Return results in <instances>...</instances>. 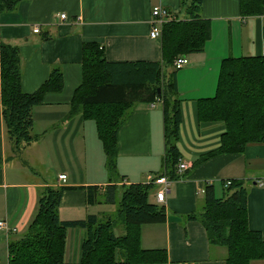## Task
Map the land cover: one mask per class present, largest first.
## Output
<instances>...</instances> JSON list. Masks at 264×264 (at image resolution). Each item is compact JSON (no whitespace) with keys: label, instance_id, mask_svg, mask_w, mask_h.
I'll use <instances>...</instances> for the list:
<instances>
[{"label":"crops","instance_id":"obj_1","mask_svg":"<svg viewBox=\"0 0 264 264\" xmlns=\"http://www.w3.org/2000/svg\"><path fill=\"white\" fill-rule=\"evenodd\" d=\"M201 5V17L209 21V38L200 52L183 55L187 63L174 72L182 117L177 148L189 168L170 180L160 202L166 210L164 222L140 227L142 248L165 249L163 259L144 264H226V248L208 243L201 222L181 218L200 209L202 194L197 190L205 180L214 184L215 193L220 191V180L245 181L248 227L260 232L264 240V142H249L241 153H217L195 162L219 145L224 131L219 121L199 120L198 101L214 95L225 57L264 54V15L243 17L238 0H203ZM157 6L170 11V18L184 17L179 0H20L13 9L0 12V40L14 42L20 54L21 90L31 93L37 89L52 65L60 66L63 78L59 91L46 92L34 106L32 130L39 139L18 157L11 156L0 107V220L5 219L9 228L0 231V264L8 261L7 241L24 234L34 217L37 193L43 185L104 188L112 183L119 187L145 182L149 174L162 171L160 101L137 102L118 126L117 176L111 178L95 120L79 113L67 116L74 89L82 79V43L101 45L109 62L159 60L161 38L148 34ZM37 25L39 30L33 32ZM58 174L65 179L59 180ZM73 187L60 196L61 219L91 213L84 191ZM160 187L155 185L149 194L155 202L154 192ZM82 233L74 227L66 231L64 261L80 259ZM249 264H264V257L250 259Z\"/></svg>","mask_w":264,"mask_h":264},{"label":"trees","instance_id":"obj_2","mask_svg":"<svg viewBox=\"0 0 264 264\" xmlns=\"http://www.w3.org/2000/svg\"><path fill=\"white\" fill-rule=\"evenodd\" d=\"M19 1L0 0V12L13 9ZM202 1L179 0L184 17H171L161 24L158 61L109 62L101 45L95 41L82 43V79L74 89L67 116L79 113L95 120L110 178L117 176V128L137 102L148 101H160L163 116V169L154 176L165 174L169 180H175L183 174L175 166L181 159L177 139L182 117L173 62L175 57L200 52L209 38V21L200 14ZM238 3L243 17L264 15V0H238ZM20 59L14 42L0 40L1 117L13 157L39 139V134L32 131L34 106L46 92L59 91L63 85L60 66L52 65L37 89L23 92ZM219 71L214 95L201 97L196 113L200 121L221 122L224 131L219 135V145L195 162L217 153H241L249 142H264V54L228 55ZM227 180L230 183L225 186ZM245 185L242 179L220 180V191L215 193L214 184L205 180L201 184L200 209L181 217L183 221L201 222L208 243L226 248V264H249L250 259L264 257L261 233L248 227ZM71 187L43 185L37 193L35 215L24 234L7 241V264H144L164 258L165 249H144L139 245L141 225L163 223L166 216L163 205L149 196L154 182L73 187L84 191L88 206L114 203L116 211L61 219L60 196ZM72 227L83 230L81 256L76 262H66L64 238Z\"/></svg>","mask_w":264,"mask_h":264},{"label":"built area","instance_id":"obj_3","mask_svg":"<svg viewBox=\"0 0 264 264\" xmlns=\"http://www.w3.org/2000/svg\"><path fill=\"white\" fill-rule=\"evenodd\" d=\"M170 11L167 9L161 8V6L154 7L152 10L151 14V27L149 29V36L151 38H158L160 36V26L161 24L170 19ZM60 19H62L65 16V13L59 15ZM39 30V26L33 27V32H37ZM187 60L183 55L178 56L177 58H174L173 65L176 69H179L180 67L184 66L187 63ZM153 105V104H152ZM177 168V171L182 173L185 170H187L189 167L188 163L183 161L182 159L179 158V161H177V164L175 165ZM59 180L63 181L65 179L64 174H58ZM145 182H154L155 185H160L161 187L159 189H156L154 192L155 195V200L157 203L163 202L164 197H165V192L168 188L169 183L171 182L167 176L164 175H159V176H154L153 173L149 174L146 176ZM230 181H226L225 186L228 185ZM203 187H199L197 192L202 193ZM1 230H7L9 231V228L6 224V220H0V231Z\"/></svg>","mask_w":264,"mask_h":264},{"label":"rangeland","instance_id":"obj_4","mask_svg":"<svg viewBox=\"0 0 264 264\" xmlns=\"http://www.w3.org/2000/svg\"><path fill=\"white\" fill-rule=\"evenodd\" d=\"M161 107L162 106H159L158 109H161ZM22 153H20V155ZM115 208H116V204H114V203H111V204H104V203L100 204V203H98L92 207H89L88 212H91V213H98L99 212L101 214H103V213L112 214V213H115V211H116Z\"/></svg>","mask_w":264,"mask_h":264}]
</instances>
